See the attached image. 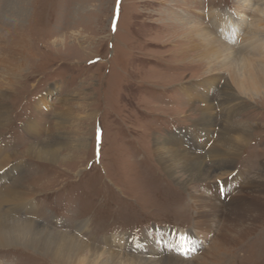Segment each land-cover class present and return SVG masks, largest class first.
<instances>
[{"label": "rangeland", "instance_id": "rangeland-1", "mask_svg": "<svg viewBox=\"0 0 264 264\" xmlns=\"http://www.w3.org/2000/svg\"><path fill=\"white\" fill-rule=\"evenodd\" d=\"M244 2L0 0V73L8 80L3 102L10 110L0 147L15 153L3 181L9 190H36L32 211L15 218L30 216L90 245L155 261L264 264V89L246 97L249 106L233 117L249 133L231 176L187 189L162 171L153 149L168 136L196 154L205 149L192 128L207 103L208 66L195 64L199 52L186 53V40L199 26L221 41V51H239L257 9L264 10V0ZM221 73L213 100L230 80L228 70ZM62 117L66 125L59 128ZM215 132L217 139L221 129ZM50 135L85 142L68 143L52 163L27 153ZM195 193L211 196L207 209L219 204V212L199 222ZM8 246H0V264H58L21 243ZM100 258V264H128Z\"/></svg>", "mask_w": 264, "mask_h": 264}, {"label": "bare ground", "instance_id": "bare-ground-1", "mask_svg": "<svg viewBox=\"0 0 264 264\" xmlns=\"http://www.w3.org/2000/svg\"><path fill=\"white\" fill-rule=\"evenodd\" d=\"M244 3L249 7L252 5V0H245ZM256 12L259 16L255 18L248 37L240 41V46L237 48L239 51L231 49L223 52L220 49L221 41L216 36L213 37L205 28L197 26L190 29L192 38L186 40L188 44L190 43L186 53L199 52V59L188 61L194 60L196 65L208 66L205 74L209 76L203 82L205 88L203 100L207 103L200 109L201 117L192 120L194 122L192 129L198 138L202 136L199 142L201 146L202 144L205 146V149L202 153L196 154L177 136L159 137L153 147L154 156L162 171L170 180L183 184L187 189L193 183L209 181L213 177L231 176L240 147L248 136V130L241 123L232 120L236 114L245 112L249 106L246 97L262 94L261 91L264 89V18L262 17L264 10L257 9ZM216 18V21L223 20L221 16ZM221 26H225L224 21ZM225 69L228 70L230 80L224 81L220 99L213 100L209 95L210 90L212 85L217 86L221 78L223 79L221 72ZM4 75L0 73V130L10 120V110L3 102V99L9 95L7 89L9 84ZM43 105L45 106L46 103ZM63 125L66 123L65 118L62 117L58 127L61 128ZM217 127L221 129V132L215 139ZM29 128L33 133L38 130L34 125ZM84 142L83 137L70 141V139L63 140L56 135H50L47 139L31 145L27 153L52 163L58 158L59 150L68 146V143L80 147ZM208 143L210 144L207 145ZM14 156L15 153L3 152L0 147V246L21 243L26 248L58 264H72L76 260L83 264H100L102 261L100 257L103 255H107L113 261L114 259L123 260L128 264H187V261L176 257H159L158 261H155L121 251H108L103 247L88 244L80 239L79 235L55 232L48 225L40 224L30 216L23 221H18L15 218L18 213L24 211L29 213L35 206L33 197L36 190L28 191L19 185H15L10 190L5 188L3 180L6 169ZM203 197L198 198L196 193L191 196L199 222H203L204 217L209 215L207 212L211 211L207 209V204L212 197ZM218 208H220L219 204L215 211L211 212H219ZM134 244L128 243V246L132 247ZM87 250L91 254L84 256ZM200 264L203 263L200 262Z\"/></svg>", "mask_w": 264, "mask_h": 264}]
</instances>
